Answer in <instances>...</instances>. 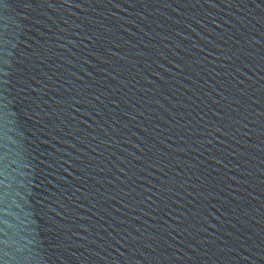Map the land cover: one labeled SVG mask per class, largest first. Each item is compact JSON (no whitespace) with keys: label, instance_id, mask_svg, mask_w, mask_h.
<instances>
[{"label":"water","instance_id":"95a60500","mask_svg":"<svg viewBox=\"0 0 264 264\" xmlns=\"http://www.w3.org/2000/svg\"><path fill=\"white\" fill-rule=\"evenodd\" d=\"M0 257L264 264V0H0Z\"/></svg>","mask_w":264,"mask_h":264}]
</instances>
